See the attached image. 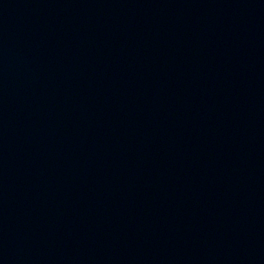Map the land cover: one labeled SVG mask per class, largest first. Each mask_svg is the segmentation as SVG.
Listing matches in <instances>:
<instances>
[{
  "label": "water",
  "instance_id": "1",
  "mask_svg": "<svg viewBox=\"0 0 264 264\" xmlns=\"http://www.w3.org/2000/svg\"><path fill=\"white\" fill-rule=\"evenodd\" d=\"M171 0H0V195Z\"/></svg>",
  "mask_w": 264,
  "mask_h": 264
}]
</instances>
